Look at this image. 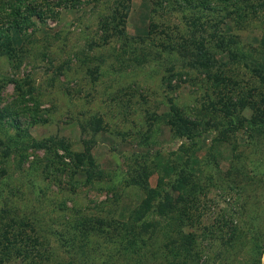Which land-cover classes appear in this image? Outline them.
Returning a JSON list of instances; mask_svg holds the SVG:
<instances>
[{"label": "rangeland", "instance_id": "rangeland-1", "mask_svg": "<svg viewBox=\"0 0 264 264\" xmlns=\"http://www.w3.org/2000/svg\"><path fill=\"white\" fill-rule=\"evenodd\" d=\"M18 1L0 0L3 29ZM40 1L55 14L0 37V111L16 104L0 117L1 264H263L264 8L248 5L264 0H121V35L100 30L118 0ZM198 41L210 67L192 66ZM15 120L70 152L3 156ZM17 217L41 256L13 240Z\"/></svg>", "mask_w": 264, "mask_h": 264}, {"label": "trees", "instance_id": "trees-1", "mask_svg": "<svg viewBox=\"0 0 264 264\" xmlns=\"http://www.w3.org/2000/svg\"><path fill=\"white\" fill-rule=\"evenodd\" d=\"M224 1L226 2V0H224ZM183 2L189 3L190 0H183ZM228 2L231 3L233 11L239 10L236 8L238 7L237 4L241 3L240 0H227V3ZM18 3L19 4L21 3V6H18V7L12 6L11 15L8 17V19H5V20H8L9 27L7 29H3L2 25H0V37H2V35H4L5 33H8V32H9V34H11V31L13 29H16L15 33H22L23 29L27 28L31 17L37 16L38 18H41V16H43V14L46 13L45 9H42L43 6L46 8V10H48L49 12H51L53 14H55V12H56V10L54 9L55 5H51L49 2H46V4L43 5L44 2H42L40 0H32L29 2L26 1V3H24V0H19ZM116 3H117V6H115L114 11L110 15V17L106 18L105 21L103 20L101 22L100 30H102L103 32H108L110 30L111 34L121 35V34H123V31H124L123 30V26H124L123 18H121V16L118 15V12H120L122 10V7L120 6L121 0H118ZM118 6H120V7L118 8ZM192 6L194 7L197 5L193 4ZM248 6H250L252 9V12H251L252 16L257 17L256 12H258L260 9L264 8V2L257 3L256 7H253L252 4H250ZM245 11L248 12L247 7L243 10V12H245ZM108 20H110V21H108ZM3 25H5V24H3ZM121 27H122V29H121ZM214 30H216V29H214ZM211 35L219 37V35L217 34V32L215 33V31L213 32V34L211 33ZM11 41H12V39L7 41V43L5 41H4V43H2V41H0V46L5 45L3 48H6L5 50H7L8 47L6 46V44H8ZM198 43H199L198 44V50L195 54V59H194L192 66L199 67V65H200L203 67H208V66L210 67L213 64V60H215V58H213L207 50L201 49L204 46V43L202 41L201 42L198 41ZM204 48H206V47H204ZM2 53H6V52H2ZM229 56L231 58H234V56H236V54L230 50ZM8 81L13 83L15 92L18 93L21 98H23L25 96L23 83L21 81L15 79V78H9ZM15 105L16 104L13 103L9 107L6 106V113L13 115V112L15 111V108H16V107H14ZM212 106H213V104H212ZM214 109H216V107ZM216 110H220V109H216ZM170 112H171V117L174 118V121L172 123L176 124V126L178 125L177 133L179 136L193 137V135L196 134V131H194V129H192V128H194V126H193L195 123L194 120H191L190 118H186L184 115L180 114L178 107L174 104L171 105ZM224 112L227 113L229 111L226 110ZM6 113L2 109L0 111V117H6ZM33 121H36V118H33ZM231 121H232V119H230V124L229 125L227 124V126L225 127V130H231L229 126L231 124L234 125V123H235V122H231ZM254 122H255V125L257 126V128L262 126L261 121L258 120V123L256 121H254ZM13 123H11L10 126L13 127L14 131L12 133H8L7 131H5V133L8 135L7 140L6 141L1 140V143H4V146L6 147L5 153L3 156L15 154L16 156L19 155L20 160H22L23 152L29 148L38 149V150L42 149V150H45L47 154L50 153V151H53L55 149H62L64 151H66V150L69 151L70 145L65 143L64 141L63 142L61 141V143H57V142L52 141L53 140L52 137L44 138V139H36L30 135L28 127L25 125L23 126V123H20L18 120H15ZM31 123H32V121H31ZM236 125H235V127H236ZM56 152L54 151L53 154H55ZM2 154H3V152H2ZM73 154L76 156V153H73ZM79 156H82V154L77 153V161H80ZM59 157H60L59 159H61V156H59ZM3 158L5 159V157H3ZM75 158L76 157H73V160ZM2 172L6 173V170H3ZM0 174H1V170H0ZM86 178L88 179V175ZM7 225H11V227L14 231L12 235H13V240L15 242L21 236H27L28 235V237H26L27 240H30V238L33 239V241H34V242H32L33 244L30 245V247L26 250V252L28 254H31L32 256H34L36 258L41 256L42 253L39 250L40 248L39 247H38V249L36 248V243H40L41 238L40 239L38 238V233H37L36 229L33 226L31 227L29 225L27 218L17 217V219H13V220L9 221V224H7ZM2 226L6 227V224H3ZM25 226L28 227V229H29V232H28V234L26 233V235L23 231V229H24L23 227H25ZM8 234H9L8 231H6L5 229H3L2 231L0 229V243H1V241H4L3 237H5L7 239L6 236H9ZM5 243L11 244L12 241L5 242ZM12 244H15V243H12ZM42 250H44V247H42ZM1 262H2V258H0V264H1ZM101 264H108V261H105ZM263 264H264V255H263Z\"/></svg>", "mask_w": 264, "mask_h": 264}]
</instances>
